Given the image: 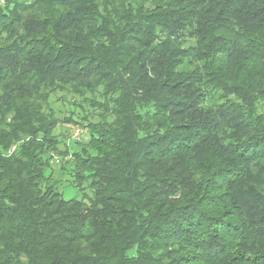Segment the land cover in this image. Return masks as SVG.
<instances>
[{
  "label": "trees",
  "instance_id": "obj_1",
  "mask_svg": "<svg viewBox=\"0 0 264 264\" xmlns=\"http://www.w3.org/2000/svg\"><path fill=\"white\" fill-rule=\"evenodd\" d=\"M0 264H264V0H0Z\"/></svg>",
  "mask_w": 264,
  "mask_h": 264
},
{
  "label": "rangeland",
  "instance_id": "obj_2",
  "mask_svg": "<svg viewBox=\"0 0 264 264\" xmlns=\"http://www.w3.org/2000/svg\"><path fill=\"white\" fill-rule=\"evenodd\" d=\"M188 69H189V66L185 62V64H183L179 68V71L185 72ZM59 95H61V94H59ZM59 95L57 97H60ZM55 99H56V96L52 97L53 103L51 104V107H53L57 112H59L57 117H59L60 119L69 116L70 115L69 112L72 110L75 113L79 112L78 109L76 110L75 108L71 107L68 104L69 102H72V98L70 96L65 95L63 101H55ZM218 101H219V95L217 93H213L211 102L214 103V102H218ZM76 117H75V119L77 120ZM78 127H79V129L83 130V132H84L83 135L85 136L86 135L85 133H87V132L78 124H75V125L71 124V126L70 125H60L57 128L55 133L58 134V136L61 138V140L67 141L68 137L70 136L69 133H71V131H72L71 129L78 128ZM62 159L63 158H56L55 161L61 162ZM56 173H60V171L58 172V170H57ZM61 181L62 182L59 184L58 191L61 193V195L63 197L62 199L70 200V199L82 198L81 192L72 185L71 178H70L67 170L64 172L63 177L61 178Z\"/></svg>",
  "mask_w": 264,
  "mask_h": 264
},
{
  "label": "built area",
  "instance_id": "obj_3",
  "mask_svg": "<svg viewBox=\"0 0 264 264\" xmlns=\"http://www.w3.org/2000/svg\"><path fill=\"white\" fill-rule=\"evenodd\" d=\"M71 139L72 140H79L82 135H83V131L79 128H74V129H71ZM12 150H14V147L12 148Z\"/></svg>",
  "mask_w": 264,
  "mask_h": 264
}]
</instances>
